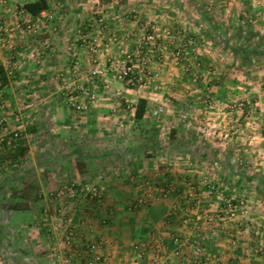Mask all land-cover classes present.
<instances>
[{
  "label": "crops",
  "instance_id": "1",
  "mask_svg": "<svg viewBox=\"0 0 264 264\" xmlns=\"http://www.w3.org/2000/svg\"><path fill=\"white\" fill-rule=\"evenodd\" d=\"M13 1L0 0V65L5 69L9 80L8 85L0 91V113L3 112L4 118L9 122H12L15 116H20L21 123L32 132L25 136L28 150L19 163L15 161V157L13 158L12 154L15 153L9 150L10 147L5 149L1 146L3 143L0 139V264H83L90 257L86 251V244L94 242L106 245L104 251L108 253L109 259L102 264H126L139 246L147 251L145 261L138 264H147L155 254L159 260L167 264H185V260L190 258L195 260H187L190 261L188 264H202L203 258H210L213 264H264L263 258L260 257V251L264 248V214L257 213L250 228L243 225L242 219L227 222L214 215L211 208L216 205L214 206L203 193L200 194L203 191L202 185L195 183L196 170L192 163L196 164L198 161L193 160L187 168L173 163L172 167L175 168L171 170L176 181L172 182V185L177 186L179 191L185 190V182L189 180L178 181L176 178L184 173H191V180L199 192L195 197L198 200L196 208L186 209L187 202L181 200L179 195L171 193L170 196H164L162 194L164 189L161 187L167 186L168 183L165 181H147L153 179L155 172H165L161 166L166 167V164L155 166L150 163L149 166L152 167L149 168L146 159L150 158V155L165 157L172 152L170 156L190 157L191 160L200 156L199 153L202 151L198 153L193 147L197 137L191 134L183 136L184 125L178 122L179 119L173 127L176 131L172 129L169 133L173 145L168 148L158 146L156 138L151 145L144 142H129L125 137L124 141L120 137L114 139L108 134L112 128L118 130L136 124L134 109L141 98L147 101L143 117L146 123V120L151 118V114L149 117L147 114L156 111L150 110L149 106L154 108V104L150 103L149 97L139 96L135 101L119 102L97 100L91 103L84 117L88 130L85 132L86 137L83 135L81 137L78 133L75 140L68 137V125L75 121L73 117L69 118L63 112L64 105L62 100L57 98V92L61 94L63 91L61 78L64 76L74 80V88H82L81 77L84 75V68L80 70L76 68L73 72L75 68L68 70L66 67V49L70 48L66 43L65 33H62V30L67 29L62 25L64 22L54 21L55 27L51 28L52 23L46 20L45 13L40 17H33L22 10L23 4L27 1L19 5H15ZM33 1L36 0L30 2ZM225 5L231 14H236L237 27L244 29L251 23L254 30L264 34V0H227ZM107 6L108 4L103 5L101 9L105 10L104 7ZM122 7L117 8L120 10ZM80 16L72 14L71 24L80 27L81 18H78ZM23 17L30 25H34V31H28V26L27 30L24 29L21 19ZM247 17L257 20L250 21ZM85 26L83 28L88 30L89 28ZM87 26L97 30L92 33L95 34L92 38L97 41L94 53L97 57L105 56L107 62L111 63H113L111 60L123 57L125 52L131 53L132 49H129L128 44H131V37L136 38L139 28L135 22V28L130 31L132 27L129 23H124L116 30L118 34L103 35L94 22L89 21ZM161 29L155 36L161 35ZM57 30L61 35L56 32ZM57 35L59 44L56 46L52 39ZM78 44L82 47L83 41H79ZM74 46L76 60H80L83 56L82 50H78L77 45ZM155 53L152 54V51L148 53L144 60L146 62L142 64L149 71L156 68L151 60L158 58L160 51L156 49ZM161 53L163 54L162 51ZM149 71L146 70L147 74H150ZM104 86L101 85L99 89H107ZM175 106L176 104L171 107ZM175 117L172 115L170 122L177 120ZM207 120L197 119L193 124H203L206 127L210 124ZM234 122L237 124L238 118H235ZM17 123L20 124V121ZM46 123L58 124L61 130L58 133L52 131V128L48 131ZM2 135L4 134L0 131V138ZM157 135L159 141L163 140L162 133L157 132ZM83 138L84 141L86 139V147ZM57 141L58 146L54 143ZM184 142L188 147L179 149L180 143ZM53 143L55 147L50 148L48 145ZM153 146H155L153 150L146 151L145 147ZM207 150L205 149V152ZM227 166L220 164L219 172L229 173L231 170ZM196 167L199 168L198 165ZM205 170L207 173L213 172L211 166H206ZM71 175L82 183L91 182L97 185L101 190V197L89 202L84 195H79L72 200L66 212L78 236L71 249L64 252V258L38 260L35 256L40 252L39 246L35 245L38 237L45 236L47 242L51 236L52 240L47 242L48 245H55V242L62 240L56 215L57 210L61 208V202L49 203L47 200L51 199L46 197V194L72 181L73 178L68 180ZM217 182L224 190L230 187L228 177L226 179L220 177ZM147 192H152L153 198L140 210L134 209V204ZM252 200V203H259L258 198ZM18 201L26 203L24 208L12 209ZM44 210L49 211L47 215L43 214ZM103 220L106 222L105 225L101 223ZM213 229H218L220 238L204 239V235ZM174 237H178L183 243L180 248L182 256L178 258L172 255ZM20 242L22 247L25 245L24 248L17 247ZM193 244L201 247L197 257L192 248ZM55 248L52 250L57 249ZM53 254L60 253L55 251Z\"/></svg>",
  "mask_w": 264,
  "mask_h": 264
},
{
  "label": "rangeland",
  "instance_id": "2",
  "mask_svg": "<svg viewBox=\"0 0 264 264\" xmlns=\"http://www.w3.org/2000/svg\"><path fill=\"white\" fill-rule=\"evenodd\" d=\"M23 1L29 2L31 0H15L13 3L19 5ZM47 1L49 10L44 13L46 20L50 24L52 23V26L49 24L51 28L55 27L54 21L58 22L59 20L64 22L62 25L67 27L66 31L62 30V33H65L68 48H70L66 49V67L68 70L75 68L73 72L76 68L78 70L84 68V75L81 77L82 88H74V80L69 76H64L61 78L63 91L61 94L57 92V98L62 100L64 105V108L62 107L63 112L67 117H73L75 121L68 125V137H73L75 140L76 133L80 134L81 137L82 135L86 137L85 132L88 130L85 126L84 117L91 103H95L97 100L107 99L119 102L124 100L135 101L139 96L149 97L150 103L154 104V108L149 106L150 110H161V113L154 115L155 111H152L147 114L148 117L151 114V118H148L146 123L142 120L137 124L124 126L118 130L112 128L108 134L112 135L111 137L114 139L125 137L126 140L129 139V142H144L152 145L154 138L151 134L154 133L158 146L168 148L173 145L169 133L179 119L178 122L184 125L182 126L183 136L191 134L197 137L193 147L198 153L202 151L199 153L200 156H196L192 160L190 157L170 156L172 152L165 157L150 156L146 159L149 168L157 164H166V167L161 166L165 172H155L153 179L147 181H165L168 184L161 189L169 190L173 195H179L181 200L187 202L186 209L196 208L198 200L195 197L199 192L196 184L191 180V173H189L190 175L184 173L181 177L176 178L178 181L189 180L185 182V190L179 191L177 186L172 185V182L176 181L171 171L175 168L172 167L173 163L187 168L188 165H191L190 162L196 160L198 161L196 164L192 163L196 170L195 183L202 185L203 191L200 194L203 193L214 206L216 205V207L211 208L214 215H221L217 206L219 204L214 196L207 194L205 182H212L218 191L227 198L232 196L244 200L246 207L243 212L239 213V216L233 218L232 221H225L233 222L242 219L243 225L250 228L253 219H256L254 216L258 215L257 213L264 214V34L254 30L251 23H248L244 29L242 28L247 34L244 33L243 36L238 37L237 16L227 10L228 6L225 5L227 0ZM107 4L108 6L104 7L105 10L101 9L103 5L106 6ZM118 6L123 7L118 10ZM122 12H126L124 16ZM72 14L81 15L78 17L81 18L80 27L77 24H71ZM117 16L118 18H116ZM21 19L22 26L26 29L30 24L26 18ZM247 19L250 21L257 20L253 17H247ZM89 21L94 22L98 26V31L103 35H107V33L118 34L119 32L116 30L124 23H129V26L132 27L130 31L135 28V22L139 25L136 38L131 37V44H128L129 49H132V54H136L137 46L142 45L143 47V53H138L140 57L139 55L133 57L139 83L132 85L117 77L118 64L116 62L120 63L122 60L120 54H118L120 57L111 60L115 64L107 62L105 56H96L94 51L97 41L92 38L95 36L92 33L97 30L87 26ZM84 26L89 29L85 30ZM160 26L163 28L161 29ZM160 29L162 30L161 35L155 36L151 43L144 46L141 41L142 36L152 32L158 34ZM56 32L61 35L58 30ZM58 37L57 35L52 39V43L56 46L59 44ZM79 41H83L82 47L78 44ZM74 45H77L78 50H82L83 56L80 60H76ZM178 47L179 49H177ZM235 47H242L247 50V55L235 56L230 51ZM156 49L160 51L158 58L150 59L156 68L154 71H149L142 64L146 62L144 60L148 57V53L151 51L152 54L157 53H155ZM185 53L187 54L185 55ZM136 59L137 61H134ZM95 67L104 72L101 78L91 76ZM146 70L150 74H147ZM101 85H105L104 87L107 89H99ZM75 91L78 93L76 94ZM174 104L176 106L171 107ZM157 106L160 108L158 109ZM172 115L176 116L177 119L174 122H170ZM203 118L208 119L209 126L193 124L197 119L202 120ZM235 118H238L237 124L234 122ZM17 121H20V124ZM21 122L20 116H15L12 122H9L1 112L0 131L4 135L0 139L4 140V137L9 139L11 135L12 138L14 133H18L19 139L23 141V145H26L25 136L29 134V130ZM47 126L48 131L52 128L55 133L61 130H59L58 124ZM173 130L176 131V128ZM157 132L163 134V140H158ZM123 133L125 134L123 135ZM84 142L86 147V139ZM54 143L58 146L59 141ZM54 143L48 146L54 148ZM121 143L123 144L122 141ZM180 145L179 149H181L180 147H188L186 142L180 143ZM7 147H11L9 150L13 148L14 151L15 149V145H8L4 148ZM205 149H208L207 152ZM203 152L205 154H201ZM127 160L130 161V159ZM150 163L151 166H149ZM220 164L231 165L227 168L232 172H219ZM197 165L199 168L196 167ZM206 166H211L213 172L207 173ZM223 174H226L225 176L230 182L229 188L225 186L226 193L224 188L217 184L220 177L226 179ZM72 178L74 179V176L71 175L68 180ZM46 197L51 199L50 201L47 200L49 203L59 201L52 196L50 197V194H46ZM255 198H258L259 203H252V199ZM213 230L218 231V229ZM45 238L43 236L35 240V245L39 246L40 249V252L35 255L36 258L41 261L64 258V252L68 249L64 248L65 245L62 241L55 242V245H48L47 242L52 240V237L49 236L50 239H47V242ZM18 246L22 247L21 242L17 244ZM24 246L23 244L22 248ZM52 247L57 249L55 248L56 250L53 251ZM55 251L61 256L53 254ZM260 254L264 260V248ZM190 259L192 260V258Z\"/></svg>",
  "mask_w": 264,
  "mask_h": 264
},
{
  "label": "built area",
  "instance_id": "3",
  "mask_svg": "<svg viewBox=\"0 0 264 264\" xmlns=\"http://www.w3.org/2000/svg\"><path fill=\"white\" fill-rule=\"evenodd\" d=\"M133 12V11H132ZM126 12H122L123 16ZM118 18V16L116 17ZM28 31L32 32L34 31V25L28 26ZM155 33H146L142 36V43L149 44L154 40ZM142 45L137 46L135 49L136 54L132 53H124L122 60L120 63L118 61L116 64H118V69L116 71L117 77L119 79L125 80L132 85L139 83V79L137 77V73L135 72V67L133 64V57L134 55H139L138 53H143ZM135 53V52H134ZM187 53H185L186 55ZM178 55V53H176ZM140 57V55H139ZM143 57V56H142ZM144 58V57H143ZM142 58V59H143ZM115 64V62L111 63ZM103 71L97 67L94 68L92 71V76L96 78H101L103 76ZM158 113H161V110L155 111L154 115H157ZM20 135L18 133H14L13 137L11 138V141H15V138H19ZM1 143H3V139L1 140ZM8 145H12L9 144ZM13 147V146H12ZM205 188L208 195L214 196L217 203L220 206V214L217 215L219 218H223L225 220L232 221L233 218L235 219L236 216H239V213L243 212V209L246 207L245 202L243 199L235 198V197H225L222 195L221 192L218 191V188L212 183V182H205ZM162 194L164 196H167L168 194H171L169 190H162ZM79 195H84L86 200L89 202L95 201L101 197V190L97 185L94 183H82L77 179H74L67 183L65 186H61L59 189H57L54 192L50 193V197H54L55 200L58 199L61 202V208L57 210L56 215L59 219V230L62 234V243L65 245L64 248L71 249L74 241L76 240V237L78 236L75 230V226L72 223V220L70 217H68V214L66 211H68L69 204L72 200L77 198ZM152 192H147L144 197H142L140 200L134 204V209L140 210L143 208L148 201H150L153 197ZM43 214L47 215L48 210H44ZM102 225H105L106 222L103 220ZM200 236V235H199ZM203 236V235H202ZM201 236V237H202ZM204 239H213L216 240L220 238V233L217 230H211L209 233L204 235ZM183 245L182 241L178 237H174L172 240V255L174 257H181L180 248ZM194 250L195 256H197L200 251L201 247L198 244H193L192 246ZM106 249L105 243L102 242H94V243H88L86 245V251L89 254L88 260L84 264H102L108 261L109 255L104 250ZM146 251L147 249H143L141 246H139L135 251L133 256L128 260L126 264H138L143 263L146 259ZM186 264L190 263V261H185ZM146 264V263H145ZM147 264H167L161 260H159L156 257V254L153 256V258L148 261ZM202 264H213V261L210 258H203Z\"/></svg>",
  "mask_w": 264,
  "mask_h": 264
},
{
  "label": "trees",
  "instance_id": "4",
  "mask_svg": "<svg viewBox=\"0 0 264 264\" xmlns=\"http://www.w3.org/2000/svg\"><path fill=\"white\" fill-rule=\"evenodd\" d=\"M22 10L24 12H26L27 14L33 16V17H40L44 12H47L49 10V4H48L47 0H36V1H33V2L29 1V2H25L23 4ZM245 32L246 31H244L242 29V27H239V29L237 31V36L241 37V36H243V34ZM246 34L247 33H245V35ZM230 51L235 56H246L247 52H248L247 50H244L242 47H235L233 50H230ZM8 83H9V80H8V76H7L6 72H5V69L3 68L2 65H0V91L4 87H6L8 85ZM146 108H147V101L145 99H142V98L139 99L137 101L135 109H134V122L136 124L143 120V117H144L145 112H146ZM29 132H32V131L29 130ZM11 136L9 138L10 140L7 139V137L3 140V148L8 146V143L12 144V145H15V149H14L15 156H13V158L15 157V159H16L15 161L19 163V162L22 161V159L26 155L28 149H27L26 145H23V141L21 139H19V138L18 139L15 138L14 142L11 141ZM151 136L154 139L156 137V135L154 133H152ZM145 148H146V151H148V150H153L155 148V146H153V147H145ZM11 150L13 151V148ZM150 156H152V155H150ZM24 199H22V200H24ZM25 204L26 203H24V202H19V201L15 202V206L13 205L12 209L21 210V209L24 208Z\"/></svg>",
  "mask_w": 264,
  "mask_h": 264
}]
</instances>
